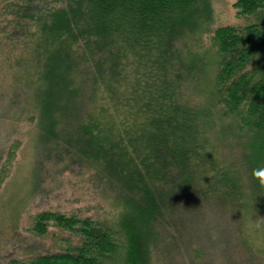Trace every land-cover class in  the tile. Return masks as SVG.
I'll return each mask as SVG.
<instances>
[{"label":"trees","instance_id":"1","mask_svg":"<svg viewBox=\"0 0 264 264\" xmlns=\"http://www.w3.org/2000/svg\"><path fill=\"white\" fill-rule=\"evenodd\" d=\"M223 2L0 0V196L98 201L33 203L0 264H264V0Z\"/></svg>","mask_w":264,"mask_h":264},{"label":"rangeland","instance_id":"2","mask_svg":"<svg viewBox=\"0 0 264 264\" xmlns=\"http://www.w3.org/2000/svg\"><path fill=\"white\" fill-rule=\"evenodd\" d=\"M213 3L216 7V12L218 14H221L220 16H218V19H222V17L224 16V13H222L221 11V5L224 3L223 0H213ZM218 22L222 21L219 19ZM207 58L211 59L212 56L208 55ZM25 168L28 167L25 166L24 168H22V170L17 175L19 180L18 182L23 180V183H17L14 187H12L11 185L8 191L4 192L2 198L0 196V262H4L5 257H3L2 253L7 247L11 246L10 244H17L15 247H20V244L35 242L36 244L34 245H36L37 247H42L41 243L46 242L45 240L34 238L30 234H25L23 233V231L20 232V230L17 229V227L21 223L27 220V217L30 213L29 207L33 203L36 202L33 207L31 206L32 208L30 207L31 213H36L44 209L46 210L50 207H53L52 209H65V207L69 209L74 204L77 206L78 209L86 210L88 208V205L91 206L96 205V203H98V201H92L93 193L92 189H90V186H88V184H83L79 182V178H73V176H69L70 174L68 173H64V175L68 176L73 182H76V184H78L76 186V195H72L74 196L73 199L70 195L71 190L68 187H65L63 183L62 188L56 190V192L63 191L62 198L60 199L55 198V196L59 195L54 194L52 196H49L47 199H43V201H37V196L34 194L32 196L33 201H21V199H25V197L31 192V187L29 188V184L27 181H29L28 177H31L32 172H29V169ZM57 177H59V175L54 174L51 180H55L57 179ZM20 184L21 187L19 186ZM42 185L44 186L45 182ZM63 199L66 201L73 202L71 204L64 203L65 207H58L59 203L62 204ZM248 204H250L249 212L254 214L255 216L261 217L260 219L256 218L258 227L255 226L254 231L258 235V242L260 244V248L264 249V228L262 227V225L264 224V201H248ZM97 206L98 204L95 207ZM84 212L85 211H83V214ZM47 243H49V241H47ZM246 261L247 256L243 255L242 263H245Z\"/></svg>","mask_w":264,"mask_h":264},{"label":"clouds","instance_id":"3","mask_svg":"<svg viewBox=\"0 0 264 264\" xmlns=\"http://www.w3.org/2000/svg\"><path fill=\"white\" fill-rule=\"evenodd\" d=\"M252 175L258 178V182L264 185V167H257L252 169Z\"/></svg>","mask_w":264,"mask_h":264}]
</instances>
